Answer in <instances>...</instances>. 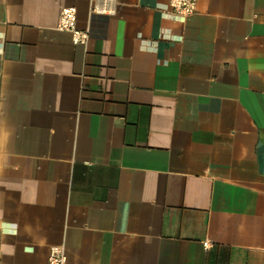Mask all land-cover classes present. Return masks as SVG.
Instances as JSON below:
<instances>
[{
	"label": "crops",
	"instance_id": "obj_1",
	"mask_svg": "<svg viewBox=\"0 0 264 264\" xmlns=\"http://www.w3.org/2000/svg\"><path fill=\"white\" fill-rule=\"evenodd\" d=\"M102 2L0 0V264H264V0Z\"/></svg>",
	"mask_w": 264,
	"mask_h": 264
},
{
	"label": "built area",
	"instance_id": "obj_2",
	"mask_svg": "<svg viewBox=\"0 0 264 264\" xmlns=\"http://www.w3.org/2000/svg\"><path fill=\"white\" fill-rule=\"evenodd\" d=\"M115 0H103L101 4L91 6L92 13L113 15ZM198 0H167V7L170 8L176 18L185 20L195 14ZM77 11L74 7L62 8L59 14L56 29L61 32H68L75 44L85 45L89 39L87 30H79L76 26ZM207 245V244H206ZM49 264H66V255L62 247H52L48 257Z\"/></svg>",
	"mask_w": 264,
	"mask_h": 264
}]
</instances>
